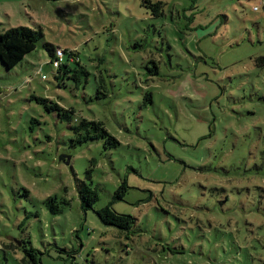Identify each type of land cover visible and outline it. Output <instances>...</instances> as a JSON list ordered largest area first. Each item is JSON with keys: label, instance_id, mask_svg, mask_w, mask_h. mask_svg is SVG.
<instances>
[{"label": "rangeland", "instance_id": "374dc122", "mask_svg": "<svg viewBox=\"0 0 264 264\" xmlns=\"http://www.w3.org/2000/svg\"><path fill=\"white\" fill-rule=\"evenodd\" d=\"M149 1L0 0V32L42 33L0 63V264H264V0ZM82 120L117 144L82 141Z\"/></svg>", "mask_w": 264, "mask_h": 264}, {"label": "trees", "instance_id": "16d2710c", "mask_svg": "<svg viewBox=\"0 0 264 264\" xmlns=\"http://www.w3.org/2000/svg\"><path fill=\"white\" fill-rule=\"evenodd\" d=\"M147 3L150 4V1L147 0ZM150 6L153 5L150 4ZM154 6L162 7V4L158 2ZM41 37L42 33L40 30H33L28 27H15L0 32V63L2 64V66L8 71L13 69L28 53L35 50L36 43ZM55 49L56 48H53L52 46H48L50 57L53 56ZM63 52L65 53L63 61L65 56H67V63L63 64L62 62L58 69H55L57 72L54 74V78L56 80H59L63 76H67L68 73H71V77L74 78L76 82H78V76L83 74V72L81 70H73L70 65L78 63L79 60L74 51ZM53 108H56L61 112V119L69 121V115L72 111L63 110L57 105H54ZM81 130L83 131V133H81L82 141L107 138V141H110L112 145L117 144V141L109 136L108 132L105 130L101 122L82 120L78 124V126L74 127V131ZM62 162L65 163L66 158L62 159ZM123 186L125 187L126 184L123 183L122 187ZM77 196L80 202L81 210L84 214L86 213V211L92 209V204L98 198L95 189H92L85 185H82V187L78 189ZM45 204L51 213L56 214L60 212V203L57 202L55 198L49 197L45 201ZM95 214L103 225L116 228L119 234L124 236H128L132 231V227L134 226V219L131 216L115 212L110 203H108L103 208L95 211ZM12 245L13 244H11V246ZM17 248L19 247L17 246ZM24 253V258H26L27 260L24 259L23 264H41L39 257H37L39 253L35 249H24Z\"/></svg>", "mask_w": 264, "mask_h": 264}, {"label": "built area", "instance_id": "2783aa9c", "mask_svg": "<svg viewBox=\"0 0 264 264\" xmlns=\"http://www.w3.org/2000/svg\"><path fill=\"white\" fill-rule=\"evenodd\" d=\"M65 53L59 49V48H56L54 50V53H53V56H52V59H51V66L52 68L55 70V69H58V67L60 66V64L63 62V57H64ZM40 72V69L36 72L37 74ZM46 79V77L44 75H42L40 77V80L44 81Z\"/></svg>", "mask_w": 264, "mask_h": 264}, {"label": "water", "instance_id": "95a60500", "mask_svg": "<svg viewBox=\"0 0 264 264\" xmlns=\"http://www.w3.org/2000/svg\"><path fill=\"white\" fill-rule=\"evenodd\" d=\"M64 159V158H63ZM66 164H68L69 163V160H68V158H66V162H65Z\"/></svg>", "mask_w": 264, "mask_h": 264}]
</instances>
